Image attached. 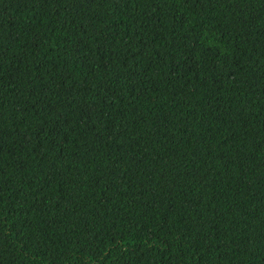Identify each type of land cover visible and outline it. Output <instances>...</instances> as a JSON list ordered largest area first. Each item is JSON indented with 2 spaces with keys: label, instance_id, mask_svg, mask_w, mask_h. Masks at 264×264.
Masks as SVG:
<instances>
[{
  "label": "trees",
  "instance_id": "trees-1",
  "mask_svg": "<svg viewBox=\"0 0 264 264\" xmlns=\"http://www.w3.org/2000/svg\"><path fill=\"white\" fill-rule=\"evenodd\" d=\"M0 264H264V0H0Z\"/></svg>",
  "mask_w": 264,
  "mask_h": 264
}]
</instances>
